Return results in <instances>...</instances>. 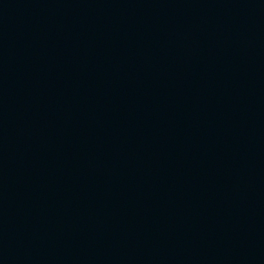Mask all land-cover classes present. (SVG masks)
Instances as JSON below:
<instances>
[{"label": "water", "instance_id": "obj_1", "mask_svg": "<svg viewBox=\"0 0 264 264\" xmlns=\"http://www.w3.org/2000/svg\"><path fill=\"white\" fill-rule=\"evenodd\" d=\"M0 264H264V0H0Z\"/></svg>", "mask_w": 264, "mask_h": 264}]
</instances>
